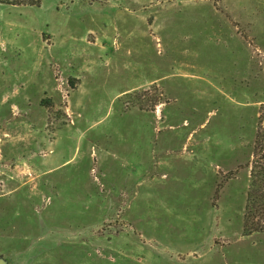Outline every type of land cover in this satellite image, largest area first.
<instances>
[{"label": "rangeland", "instance_id": "obj_1", "mask_svg": "<svg viewBox=\"0 0 264 264\" xmlns=\"http://www.w3.org/2000/svg\"><path fill=\"white\" fill-rule=\"evenodd\" d=\"M7 1L0 256L264 264L245 235L264 0Z\"/></svg>", "mask_w": 264, "mask_h": 264}, {"label": "trees", "instance_id": "obj_2", "mask_svg": "<svg viewBox=\"0 0 264 264\" xmlns=\"http://www.w3.org/2000/svg\"><path fill=\"white\" fill-rule=\"evenodd\" d=\"M12 4V1L0 0L2 3ZM20 4V3H15ZM260 111L257 117V126L254 135V139L249 151V158L246 164L249 169V183L250 189L247 193V208L254 214H259L260 217H264V104L260 105ZM252 214L248 212L246 215V222H250ZM247 229L245 235H251L253 233L264 232V227L249 228V224L245 226Z\"/></svg>", "mask_w": 264, "mask_h": 264}, {"label": "water", "instance_id": "obj_3", "mask_svg": "<svg viewBox=\"0 0 264 264\" xmlns=\"http://www.w3.org/2000/svg\"><path fill=\"white\" fill-rule=\"evenodd\" d=\"M0 264H9V262L6 258L0 256Z\"/></svg>", "mask_w": 264, "mask_h": 264}]
</instances>
